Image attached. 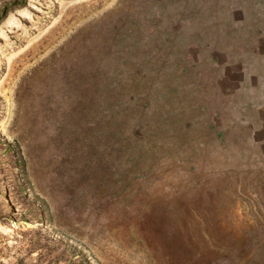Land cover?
I'll use <instances>...</instances> for the list:
<instances>
[{"label": "rangeland", "instance_id": "obj_1", "mask_svg": "<svg viewBox=\"0 0 264 264\" xmlns=\"http://www.w3.org/2000/svg\"><path fill=\"white\" fill-rule=\"evenodd\" d=\"M259 2L0 0V264H264L205 102Z\"/></svg>", "mask_w": 264, "mask_h": 264}, {"label": "crops", "instance_id": "obj_2", "mask_svg": "<svg viewBox=\"0 0 264 264\" xmlns=\"http://www.w3.org/2000/svg\"><path fill=\"white\" fill-rule=\"evenodd\" d=\"M257 4L252 6L260 14H247L238 20V24L245 23L244 40L235 48L214 52V68L219 75H214L212 90L208 91L211 99L207 97L205 102L211 100L218 136H232V130L238 129L235 134L239 141L230 140L229 150L244 152L245 166L262 168L264 182V0Z\"/></svg>", "mask_w": 264, "mask_h": 264}]
</instances>
